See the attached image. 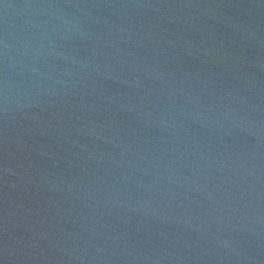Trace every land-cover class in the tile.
Masks as SVG:
<instances>
[{"label":"water","instance_id":"obj_1","mask_svg":"<svg viewBox=\"0 0 264 264\" xmlns=\"http://www.w3.org/2000/svg\"><path fill=\"white\" fill-rule=\"evenodd\" d=\"M0 264H264V0H0Z\"/></svg>","mask_w":264,"mask_h":264}]
</instances>
